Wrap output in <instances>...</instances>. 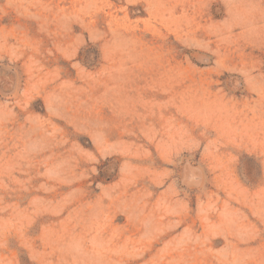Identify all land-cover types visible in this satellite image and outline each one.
<instances>
[{
  "label": "rangeland",
  "instance_id": "obj_1",
  "mask_svg": "<svg viewBox=\"0 0 264 264\" xmlns=\"http://www.w3.org/2000/svg\"><path fill=\"white\" fill-rule=\"evenodd\" d=\"M0 264H264V0H0Z\"/></svg>",
  "mask_w": 264,
  "mask_h": 264
}]
</instances>
